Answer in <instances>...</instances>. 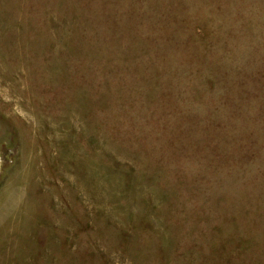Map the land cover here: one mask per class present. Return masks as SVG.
I'll return each mask as SVG.
<instances>
[{"label":"rangeland","instance_id":"374dc122","mask_svg":"<svg viewBox=\"0 0 264 264\" xmlns=\"http://www.w3.org/2000/svg\"><path fill=\"white\" fill-rule=\"evenodd\" d=\"M0 264H264V0H0Z\"/></svg>","mask_w":264,"mask_h":264}]
</instances>
